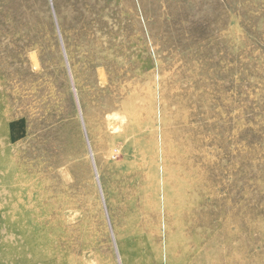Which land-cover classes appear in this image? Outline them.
<instances>
[{
	"label": "rangeland",
	"instance_id": "obj_1",
	"mask_svg": "<svg viewBox=\"0 0 264 264\" xmlns=\"http://www.w3.org/2000/svg\"><path fill=\"white\" fill-rule=\"evenodd\" d=\"M0 264H264V0H0Z\"/></svg>",
	"mask_w": 264,
	"mask_h": 264
}]
</instances>
